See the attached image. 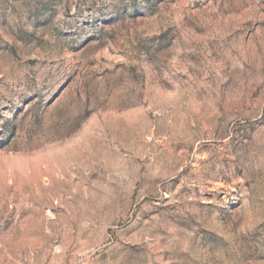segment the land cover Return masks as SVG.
I'll return each instance as SVG.
<instances>
[{
  "label": "rangeland",
  "instance_id": "1",
  "mask_svg": "<svg viewBox=\"0 0 264 264\" xmlns=\"http://www.w3.org/2000/svg\"><path fill=\"white\" fill-rule=\"evenodd\" d=\"M0 264H264V0H0Z\"/></svg>",
  "mask_w": 264,
  "mask_h": 264
}]
</instances>
